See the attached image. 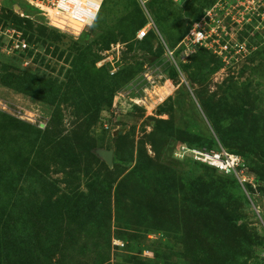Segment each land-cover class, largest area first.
<instances>
[{"label": "rangeland", "instance_id": "1", "mask_svg": "<svg viewBox=\"0 0 264 264\" xmlns=\"http://www.w3.org/2000/svg\"><path fill=\"white\" fill-rule=\"evenodd\" d=\"M218 2L250 53L170 56ZM6 25L28 49L0 52V264H264V0H103L78 35L0 0Z\"/></svg>", "mask_w": 264, "mask_h": 264}, {"label": "built area", "instance_id": "2", "mask_svg": "<svg viewBox=\"0 0 264 264\" xmlns=\"http://www.w3.org/2000/svg\"><path fill=\"white\" fill-rule=\"evenodd\" d=\"M26 6L31 7L43 17L48 19L49 26L60 31H69L73 34H80L83 29L93 24L96 20L103 0H21ZM140 6L146 10L149 0H136ZM174 3H181L185 0H171ZM226 5H228L226 3ZM219 6V7H218ZM218 7V9H216ZM238 7L235 5L232 9ZM223 5L219 2L205 12L203 17L190 28L177 44L170 56L177 50L182 57H187L194 53L196 49L203 48L213 55H217L226 66L233 65L238 58L250 53V47L246 43H221L222 35H227L225 26L222 24L226 17L222 18L219 11ZM240 11V10H239ZM253 11V10H252ZM238 12V11H237ZM242 12V11H241ZM250 12V11H248ZM246 13V12H244ZM147 14V13H146ZM249 14V13H248ZM23 16V14H20ZM149 17V14L147 15ZM150 18V17H149ZM235 18V17H234ZM243 19V18H242ZM239 22V21H237ZM150 26L140 29L136 35L138 40H142L149 32ZM28 49V45L22 39V33L15 27L9 25L0 28V52L4 55H14ZM196 160L216 168L224 174H235L240 168V160L237 156L225 151L219 153H203L193 151ZM116 247L123 245L116 241Z\"/></svg>", "mask_w": 264, "mask_h": 264}, {"label": "trees", "instance_id": "3", "mask_svg": "<svg viewBox=\"0 0 264 264\" xmlns=\"http://www.w3.org/2000/svg\"><path fill=\"white\" fill-rule=\"evenodd\" d=\"M155 1H156V0H149V2H148V6H152V5H154ZM170 1H171V0H170ZM186 1H187V0H185V1H183V2H186ZM171 2H173V1H171ZM183 2H181V3H183ZM173 3H174V2H173ZM174 4H180V3H174ZM94 22H95V21H94ZM6 26H9V25H6ZM11 26L15 27V25H11ZM142 27H143V26H142ZM142 27H140V28L138 29V31H139L140 29H142ZM15 28H17V27H15ZM17 29H18V28H17ZM148 34H149V32H148ZM148 34H147V35H148ZM185 34H186V33H185ZM147 35H146L145 38H147ZM183 36H184V35H183ZM145 38H144V39H145ZM182 38H183V37H182ZM144 39H142L141 41H143ZM207 52H208V51H207ZM209 53H210V52H209ZM1 54H3V53H1ZM210 54H211V53H210ZM3 55H4V54H3ZM213 144H214V142L212 141L210 145L212 146ZM207 166H208V165H207ZM118 203H121V202H118ZM118 205H119V204H118ZM118 205H117V206H118ZM147 206H149V204H147ZM149 208H150V209H153L152 204H150Z\"/></svg>", "mask_w": 264, "mask_h": 264}, {"label": "water", "instance_id": "4", "mask_svg": "<svg viewBox=\"0 0 264 264\" xmlns=\"http://www.w3.org/2000/svg\"><path fill=\"white\" fill-rule=\"evenodd\" d=\"M22 14V13H21ZM104 159H105V161L107 162V164L109 165V166H111V164H112V162H113V156H112V154L111 153H104Z\"/></svg>", "mask_w": 264, "mask_h": 264}]
</instances>
